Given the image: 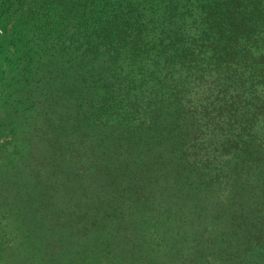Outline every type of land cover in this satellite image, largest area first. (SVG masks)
Listing matches in <instances>:
<instances>
[{
  "label": "trees",
  "instance_id": "16d2710c",
  "mask_svg": "<svg viewBox=\"0 0 264 264\" xmlns=\"http://www.w3.org/2000/svg\"><path fill=\"white\" fill-rule=\"evenodd\" d=\"M5 10L42 42L7 72L13 130L29 112L7 247L49 264H264V0Z\"/></svg>",
  "mask_w": 264,
  "mask_h": 264
},
{
  "label": "rangeland",
  "instance_id": "374dc122",
  "mask_svg": "<svg viewBox=\"0 0 264 264\" xmlns=\"http://www.w3.org/2000/svg\"><path fill=\"white\" fill-rule=\"evenodd\" d=\"M1 2V0H0ZM24 22L25 18L22 17V13L19 12L15 16L11 11H0V222L1 224H7V173L11 171L10 158H16V154L10 155L11 152H16L12 149L16 134L21 130L28 132L26 121L29 118L26 115L29 112L24 111L15 119L18 122V128H13L9 125V117L12 118V110L9 106V87L7 85V72L10 69L16 68L17 72H21L23 64L26 62L31 52H39L42 47L40 39L36 41H30L27 43L25 35H30L24 28L25 24H19ZM34 26L31 22L28 27ZM20 63V65H18ZM32 114V112H30ZM12 121V120H11ZM14 122V121H13ZM16 132V134L14 133ZM29 133L27 134V136ZM22 139V135H20ZM38 140V135L33 139V142ZM20 151L22 147V155H25L26 150L24 146L27 145V141L20 140L18 142ZM30 148V149H29ZM8 149V151H7ZM30 151H34L32 144L27 147ZM9 163V164H8ZM8 164V165H7ZM6 230H0V264H49L45 261L46 255L40 251H32L26 249L24 245L20 247H7V245L13 244V240L9 238ZM16 249V250H15ZM31 252L34 255L31 256ZM44 258V259H43ZM52 264V263H50Z\"/></svg>",
  "mask_w": 264,
  "mask_h": 264
}]
</instances>
